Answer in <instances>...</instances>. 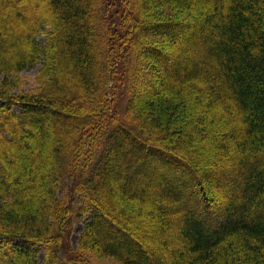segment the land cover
Returning a JSON list of instances; mask_svg holds the SVG:
<instances>
[{"label":"trees","instance_id":"1","mask_svg":"<svg viewBox=\"0 0 264 264\" xmlns=\"http://www.w3.org/2000/svg\"><path fill=\"white\" fill-rule=\"evenodd\" d=\"M0 73V264H264V0H0Z\"/></svg>","mask_w":264,"mask_h":264},{"label":"rangeland","instance_id":"2","mask_svg":"<svg viewBox=\"0 0 264 264\" xmlns=\"http://www.w3.org/2000/svg\"><path fill=\"white\" fill-rule=\"evenodd\" d=\"M4 17L5 18H8V17L12 18V17H14V14L11 12H5ZM8 23H10V20L8 21ZM26 26H27V24H22L21 25L22 28L20 30H18V32H20L21 30L23 31L26 28ZM7 33H8V31H7ZM43 36L44 35H42V38H43ZM39 67L40 66H36L35 68L25 69L24 71H22L19 74V78H18V80L20 81L19 87H15L14 89H12L13 93L17 94L21 90H27L28 91L32 87H35L36 86L35 79H36ZM144 69H146V68H144ZM2 79H3V74L0 73V85H1ZM152 88L153 87L150 84H148L146 81L142 82L140 85V91H142V92H146L148 90H151ZM14 110L19 111L20 107L18 105H16L14 107ZM128 145L129 144H127V146ZM128 148H129V146H128ZM131 148H132V146H131ZM159 158L161 160H164L165 164L169 165V163H168L169 159H167L166 157H163V156H160ZM124 201H125V203L129 209H130L129 205H134L136 203L134 201L129 200V205H128L127 204L128 201H126V199ZM137 213H138V211H137ZM86 220H87V215L76 217V220H75V223L73 226L74 227L73 232L70 235V237H71L70 244L75 249H78V240H79L81 231L84 229V224H85ZM138 222L145 228H146V226H149L150 222L153 223L152 222V216L148 211V205L147 204L144 207L143 215L138 217ZM43 253H44V247L41 248V252H40V256H39V263H41L43 260ZM83 254L86 256V258L90 262L89 264H123L120 261H118L116 258H114L112 256L102 255V254L98 253L96 250L86 249V251H84Z\"/></svg>","mask_w":264,"mask_h":264}]
</instances>
